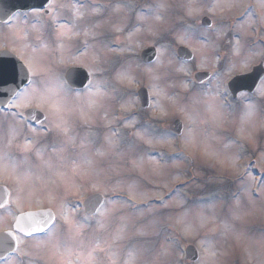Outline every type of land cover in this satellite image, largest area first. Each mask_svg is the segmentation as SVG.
<instances>
[{
	"label": "snow or ice",
	"instance_id": "obj_1",
	"mask_svg": "<svg viewBox=\"0 0 264 264\" xmlns=\"http://www.w3.org/2000/svg\"><path fill=\"white\" fill-rule=\"evenodd\" d=\"M64 7L68 5L56 4L52 0L47 11L53 14V21L55 10ZM168 7L161 0L145 11L137 5L136 0H117L112 5H92L91 13H86L72 4V19L50 27L48 35L55 47L44 39L43 26L37 23H32L30 28L0 34V38L10 41L19 50L22 61L14 68V75L20 83L7 92L0 88V112L17 118L16 123L8 125L5 144L6 148H12L15 144L17 152L0 150V176L12 179L14 202L18 206L27 198L37 204L47 200L49 204L56 203L59 207V215L52 208L43 207H38L35 212L22 213L16 217V229L6 233L11 240L0 238V248L30 257L22 264H140L141 255L145 257L142 264H162L171 255L170 248H157L156 242L148 238L166 232V227L154 232L152 230L158 223L156 220L147 225L133 222V216L143 214L153 205L148 204L147 208L142 209L132 203L133 200L150 196L140 189L135 180L122 178L113 182L112 174L118 167L114 162L119 158L126 159L137 172L143 173L147 168L152 176L163 177L161 190L172 182L182 180V186L173 189L167 198L162 195L156 197L163 209H169V201L175 200V207L179 211L174 214V220L182 236L198 234L213 222L214 217L208 212L215 208V200L201 197L188 202L185 190L192 187V178L198 171V155L218 159L222 164L228 163L233 167L240 158L239 153L229 154L228 150L233 147L242 149L244 145L228 136L223 150L217 148L218 140L214 134H209L210 127L221 128L228 122L229 114L238 113V136L254 139L256 117L264 114V61L260 62L254 73L233 81L230 87L226 81L232 72L249 69L258 56H264V44L244 40L246 25H264V0H255L254 3L249 0H200L199 4L195 0H185L178 6L187 17H196L206 11L220 14L222 20H226V14L236 9L243 11L242 19L235 24L210 22L202 26L182 22L170 31L172 39L160 41L154 49V59H150L144 69L152 82L153 105L162 116L168 114L170 106L179 111L184 119L183 123L161 130L159 121L152 118L144 120L132 114L137 106V94L130 88L139 82L138 77L120 68L118 62L113 64L114 76L109 74L110 78H106L102 74L103 51L127 52L131 50V45L114 48L107 38L97 39V21H80H84L86 15H94L107 17L112 22L111 18L116 16L112 31L122 32V25L135 20L137 23L132 25L135 31L129 30L128 38L131 39L144 26L143 21L147 18L161 21ZM132 13L136 15L133 17ZM36 15L39 16V13ZM4 24L10 27L11 20L4 19ZM146 31L152 32L153 28L148 26ZM229 31L233 34V40L227 42L228 50L221 56L217 41ZM33 33L34 43L28 41V36ZM81 36L84 37L85 48L80 50L79 55H65L71 47L70 42ZM212 37L217 40L214 41ZM260 39L264 40V35ZM8 46L6 43L5 47ZM181 46L186 51L181 50ZM206 47L215 50L216 63L224 60L226 70L212 73L206 78L191 79L193 68L204 69L208 64ZM90 48L93 54L89 62L87 87L73 86L74 72H53L50 55L59 54L55 58L58 65L70 63L83 67L81 57L87 56ZM8 55V51L0 53V60ZM173 64H176V71L188 77L181 80V86L189 92L183 103L178 101L176 94L169 92V88L175 85L165 82L169 74L162 71ZM97 73L101 75L97 76ZM3 75V65L0 64V78ZM232 93L237 94L235 102L225 104L224 101ZM111 100L119 103L121 112L129 113L120 117V128L113 127L112 120L108 119L107 102ZM161 101L168 103L162 104ZM9 109L17 111L8 112ZM98 118L104 120L106 132L102 133L94 127ZM27 121H36L43 125V132L53 134L54 139L49 147L37 146L36 138L28 136L24 137L22 143H17L21 135L17 125ZM32 131L35 132V129ZM177 140L179 144H175ZM153 145L174 146V150L171 154L150 152L148 149ZM251 179L249 174L242 181L245 191L249 190ZM86 188L94 194L86 201L70 206L67 198ZM117 191L125 192L129 198L108 195ZM2 192L0 209L10 213L11 193L7 187ZM124 208L133 209L132 214H124ZM232 217L240 218L239 201L233 208ZM170 218H173L171 214ZM132 228H135V237L139 239L132 240L130 245L125 244L131 239L129 232ZM224 231H232V225L225 222ZM242 238V233L236 234L238 241ZM22 244L24 247H21ZM202 249L198 264H212L217 251L207 240L202 241Z\"/></svg>",
	"mask_w": 264,
	"mask_h": 264
},
{
	"label": "rangeland",
	"instance_id": "obj_2",
	"mask_svg": "<svg viewBox=\"0 0 264 264\" xmlns=\"http://www.w3.org/2000/svg\"><path fill=\"white\" fill-rule=\"evenodd\" d=\"M101 1H103L101 5H112L117 2L115 0H55L56 4L62 3L68 5V7L58 8L55 10V21H53L52 19L53 14H51L49 21L48 16H46V20L43 18L41 13H39V16H37V13H35L34 15H30L32 17L31 21L28 22L24 20L23 25L18 26L17 28H30L32 23H37L38 26H43L42 34L44 39L50 45L55 47L54 42L49 38L48 29H50V27H54L55 24L64 22L66 19H72L71 5L76 4L77 7H81L82 11L91 13V6L96 5V2ZM137 1V5L139 7H143L145 11L148 7L155 6L157 3L161 2V0ZM163 2L169 5L167 11L163 13L164 18L161 21H156L151 17L147 18L145 21H143L144 26L141 27L139 32H136L134 35H132L131 39L128 38L129 30L131 29L132 31H135L132 28V25L134 23H137V21L135 20H129L127 21L126 25H122V27L124 28L122 32L112 31V22H115L117 20L116 16H113L111 18L112 22H110L107 17L99 16L101 18L99 20V17L94 15H86L85 20L80 21V23L97 21L99 23V27L96 29L99 37H97V39L105 40V38L108 39L113 34L116 38L113 40L111 46L114 48L127 47L128 45H131L130 51L122 53L104 50L102 53V67L104 69V72L102 74L106 78H110L109 74L114 76V72L112 71L113 64L118 62L120 68L129 70L134 76L138 77L139 79L138 83H134L131 85L130 91L137 94L139 88L147 87L152 98V105L155 98L151 94L150 85L152 82L144 72L145 64L140 60V53L142 52V50L147 47L156 48L159 46L160 41L164 40L166 42V38L167 40L172 39L171 35H169L170 31L178 27L182 22L204 26L203 21L205 18H207L211 23L215 24H235L237 20L242 19L241 13L243 11V9H236L232 13L226 14V20H222L220 14H212L206 11L201 12L196 17H187L178 7L180 4L184 3L185 0H163ZM195 2L199 4L200 0H195ZM209 2H211V0H209ZM249 2L254 3L255 0H249ZM83 5H87L88 7H82ZM121 15H123V13H121ZM131 15L134 17L136 13H132ZM181 17H183V20H181ZM148 26H151L153 28L152 32L146 31V28ZM245 27L247 28V31L244 33V40L250 43L258 42L264 44V40L260 39L261 35H264V25L255 23L252 24L251 27H248L247 25ZM212 38L214 41L217 40L216 37ZM83 40L84 37L82 36L74 38L70 42L71 47L68 52L65 53V55H79L80 50H83L85 48ZM229 40H233V34L231 31L227 32L225 35L218 39L217 43L220 48L221 56H224L225 52H227V42ZM28 41H34L33 39H31V34L28 36ZM107 42L111 44L109 39L107 40ZM6 43L10 47L12 46V49L14 48L15 51L19 54V50L16 49L14 45H10V43L5 42L0 38V47L3 48ZM99 47L100 45L97 44V48ZM205 50L209 57L208 64L204 69L193 68L191 79H194V75L197 72H207L212 74L226 70V65L223 59H221L219 63L215 62L214 57L216 55V52L213 48L206 47ZM92 54L93 49L90 48L88 51V55L81 57V61L84 64L83 67L88 71L90 70L89 62ZM58 55L59 54L56 53L49 56V61L51 62L53 72L63 73L70 66H79L70 63L64 65L56 64L55 58ZM261 61H264V56H258L256 58V63L253 64L249 69L232 72L226 83L228 84L231 79L240 74L251 72V70ZM193 63L196 62L194 61ZM162 71H166L169 74L165 82L175 85L174 87L169 88V92L176 94L178 101L183 103L185 97L189 95V92L183 89V87L181 86V80L188 79V77H185L183 73L176 71V64H173L167 69H162ZM100 75L101 73H97V76ZM234 102L235 100L231 98V95H229L228 98L224 101L225 104ZM161 103L167 104L168 102L161 101ZM107 107L108 119L112 120V126H116L115 124H119L118 128H120L121 122H119L117 117L113 114L120 112L123 114V116H125L129 113L121 112L119 109V103L116 100L108 101ZM15 111L17 110L12 109L11 112ZM132 114H135L137 118H144L149 114V118L157 120L159 121V123H161V130L172 128V124L175 120H180L182 123L184 122L182 114L174 108H171L170 106L168 108V114L166 116H162L160 110L154 105L150 109H142L138 97L137 106L133 109ZM239 119L240 117L238 113L229 114L227 116L228 122L225 123L223 127L209 128V134H214L217 137L218 142L216 144V147L220 148L221 150H223V143L225 142V138L228 136L239 140V142L244 145L242 149L233 147L232 149L228 150L229 154H240V158L235 162L234 167L228 163L222 164L218 159L215 158L204 157L202 155L197 156L198 171H196L194 177L192 178V187L185 190L187 201L191 202L200 199L201 197H211L216 202L215 208L208 212L210 216L214 217L213 222L210 223L208 227L201 229L198 234L187 237L182 236L178 227L175 225L174 220V214L179 211V209L175 207V200L169 201V209H163L159 206L160 201L156 199V197L161 195L167 198L168 194L173 189L182 186V180L172 182L166 188H163L161 190L160 184L163 181V177L152 176L148 172L147 168L143 173L137 172L132 169L131 164L124 158H119L114 162L118 164V167L112 174L113 182L122 178L135 180L139 184L142 191L148 192L150 194L149 198L147 199H136L132 201L133 204L142 209L147 208L148 204L153 205L150 210L144 212L143 214H136L135 216H133V222L136 225H147L151 221L156 220L158 223L152 230L154 232L161 231L162 228L166 227V232H161V235H151L150 237H148L149 239L156 242L157 248L163 246L171 249V255L165 258L162 261V264H174V262L176 261H178L179 264H191L185 258L184 250L186 245H192L196 247L200 258V255L203 251L202 241L204 240L209 241L211 246L218 253L212 264H264V114H259L256 117L254 139L252 140H248L238 136ZM16 121L17 118L11 117L6 114H0V150L10 151L13 153L17 152L15 144L12 148L5 147L8 125L11 123H16ZM103 124L104 120L98 118L94 127L102 133L106 132L107 129L103 127ZM17 126L21 130V135L18 137L17 143H22L25 136H28L29 138L35 137L38 141L37 146H43L45 148L49 147V145L53 142L54 136L52 133L43 132L42 129H37L36 131L38 132H33L30 127L26 126V123H20ZM175 144H179V141H176ZM148 150L150 152L163 151L165 153L171 154L174 150V146L169 147L168 145H153ZM175 150L178 151L179 149L175 148ZM249 174L252 178L250 180V188L248 191H245L242 181L246 177H248ZM0 185H5L9 189H15L12 179L3 176H0ZM255 191H257V196L253 194V192ZM92 194L94 193L90 189L86 188L81 189V192L79 194L70 195L67 199L70 200V206L78 205L80 204V202L78 201H83ZM108 195L111 197L122 196V199L129 198L128 195L122 191L109 192ZM237 201H239L240 218L234 219L232 217V211ZM28 202H30V204L32 203L34 206H39L35 201L28 199ZM43 204L51 208H55V206L57 207L56 203L49 204L47 200H44L41 205ZM27 205L28 204L24 203L23 206ZM28 206L30 207V205ZM55 210L59 212V210ZM81 211L83 210L81 209ZM122 212L126 215H131L133 209L124 208L122 209ZM76 214L79 215V213ZM170 214L173 218H170ZM225 222L232 225V231H224ZM2 225H4V223L0 219V227ZM237 233L243 234V238L239 241L236 239ZM129 237L131 239L129 241H125V244L130 245L132 240L139 239L138 237H135V228H132L130 230ZM144 258V255L140 256V264H142ZM196 264H198V262Z\"/></svg>",
	"mask_w": 264,
	"mask_h": 264
},
{
	"label": "water",
	"instance_id": "obj_3",
	"mask_svg": "<svg viewBox=\"0 0 264 264\" xmlns=\"http://www.w3.org/2000/svg\"><path fill=\"white\" fill-rule=\"evenodd\" d=\"M49 4H50V0H0V22H4V19H8L9 17H11L13 14L17 12H27V11H31L35 9L43 10ZM208 23H210V21L208 19H204L203 25L206 26ZM181 50L186 51V49H183V48H181ZM153 51H154V48H149L143 52L142 58L146 63L150 62V59H154ZM18 62L20 61L11 54H9L8 56L0 60V64L3 65V73H4L3 77L0 78V88L4 89L5 92H7L10 88L15 87L17 83H20V81L17 80L14 75V68ZM255 70L256 68L253 70L252 73H254ZM69 71L75 73V76L73 77L75 81L73 85L74 87H85L87 85V81L89 79L87 71L81 68H73V69H70ZM252 73L238 76L234 78L232 82L237 79H241L243 77L251 75ZM207 76H209V74L201 73L196 76V79L199 77L206 78ZM232 82L230 83V86ZM233 95L236 96L237 94L233 93ZM139 96H140L143 108L148 107L149 98H148L147 91L145 89H141L139 91ZM32 122H36V121H32ZM176 124H179V121H177L175 125ZM2 189L3 188H0V198H3ZM15 229H16V225H15ZM0 238H6L8 240L11 239L10 237H6V233H1ZM4 251L6 250H4L3 248H0V257L3 256ZM186 253H187V257L191 261L197 260L198 255L194 247H189Z\"/></svg>",
	"mask_w": 264,
	"mask_h": 264
},
{
	"label": "flooded vegetation",
	"instance_id": "obj_4",
	"mask_svg": "<svg viewBox=\"0 0 264 264\" xmlns=\"http://www.w3.org/2000/svg\"><path fill=\"white\" fill-rule=\"evenodd\" d=\"M115 1H117V0H115ZM30 13H32V12H29V13H17L14 16H12L10 18V20H11V26L10 27L9 26H6L4 23H0V34H2V33H12V32H15L18 29L17 28L18 26H22L23 25V21L24 20L25 21H28V22L31 21L32 18H27L26 19V17H28V14H30ZM50 17H51V13H49V15H48L49 21H50ZM44 19L47 20V17H44ZM100 19L101 18H99V20ZM34 35H35L34 33L31 34V39H33V40H34ZM113 37L115 38L114 35H112V39H114ZM5 42L10 43V45H11V42L10 41H5ZM32 42L34 43L35 41H32ZM5 50L6 51H10L11 53H13L14 55H16L19 58V54L15 51L14 48L12 49V46L11 47L8 46L6 48L5 45H4L3 48L0 47V52L5 51ZM33 128L36 131L39 128L42 129V125H39V126H36V127H33ZM36 132H38V131H36ZM1 186L6 187L5 185H1ZM8 190L11 193V201L9 203V207L11 209V212L8 213V212H5L3 209H0V219L4 223V225H2L0 227V232H11V231H14V224L16 222V217L19 216V215H21L22 213L35 212V211H37L38 207H43L45 209L51 208V207L45 206L44 204H43L44 206L41 205V204H38L39 206H37V205L34 206L32 203L30 204V202H28V199L27 200L25 199V201H23L18 206L14 202L15 201V189L14 188L13 189H9L8 188ZM68 201L70 203V200H68ZM24 203L30 205V207L28 205L27 206H23ZM55 209L59 210L58 205H57V207L55 206V208L52 207V210L54 212H56L57 215H59V212L56 211ZM17 234L22 236V234H19V233H17ZM22 239H23V237H22ZM26 243L27 242L25 241V244ZM21 247H24V244H22ZM25 250H28V249L25 248ZM28 259H30V257H22V256H19L16 253H13L11 251V252H8L7 254H5V256H3L2 260H0V264H22L23 261H27ZM42 264H43V262H42Z\"/></svg>",
	"mask_w": 264,
	"mask_h": 264
}]
</instances>
